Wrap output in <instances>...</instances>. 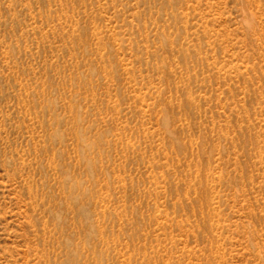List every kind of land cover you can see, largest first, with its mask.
I'll use <instances>...</instances> for the list:
<instances>
[{
	"label": "rangeland",
	"instance_id": "rangeland-1",
	"mask_svg": "<svg viewBox=\"0 0 264 264\" xmlns=\"http://www.w3.org/2000/svg\"><path fill=\"white\" fill-rule=\"evenodd\" d=\"M0 264H264V0H0Z\"/></svg>",
	"mask_w": 264,
	"mask_h": 264
}]
</instances>
